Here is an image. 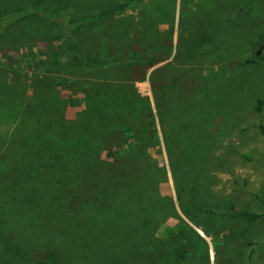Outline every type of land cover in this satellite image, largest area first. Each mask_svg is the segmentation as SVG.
I'll use <instances>...</instances> for the list:
<instances>
[{
	"label": "rangeland",
	"instance_id": "rangeland-1",
	"mask_svg": "<svg viewBox=\"0 0 264 264\" xmlns=\"http://www.w3.org/2000/svg\"><path fill=\"white\" fill-rule=\"evenodd\" d=\"M0 81L11 166L49 95L57 138L108 126L69 149L84 180L0 193V264H264V0H0Z\"/></svg>",
	"mask_w": 264,
	"mask_h": 264
},
{
	"label": "trees",
	"instance_id": "trees-1",
	"mask_svg": "<svg viewBox=\"0 0 264 264\" xmlns=\"http://www.w3.org/2000/svg\"><path fill=\"white\" fill-rule=\"evenodd\" d=\"M114 59L116 58H112L110 60ZM108 62L109 60L99 64L100 69H107ZM85 67L87 66L85 65ZM82 73L83 74H81V76L86 77L87 72L84 70ZM163 79L164 77L162 76V80ZM38 81L39 84H37V86L40 85L48 89H52L53 86L58 83L57 80H55L53 77H42V79H39ZM52 83L54 84L52 85ZM85 95L89 94L86 93ZM21 96V91L14 89L12 86H7L6 82L3 83L2 81H0V122L3 119L11 121L14 118L16 113V110H13L14 102H17ZM52 97L53 96L49 95L45 98L44 107L36 111V117L34 118V120L36 121L34 123L29 121L27 125V127H29L27 128L25 135L21 137L20 140H18L17 147H14V153L17 156L16 158L20 159V161L16 159L15 161L20 163L21 165L11 166L5 158H0L1 194L6 193L5 195L10 197L20 193L19 191L26 188H29L35 193L44 191L46 185H49L48 180L49 178H52V174L55 175L53 177L55 178L56 184L59 185L60 188L68 186V184L70 183L77 184L80 181L84 180V176L86 174L91 171L94 172V167L99 164L97 159H93L89 155L87 156V158L91 162L92 167L91 165H86L85 162L73 163L71 161V158L68 157V154L70 155L69 149L77 145V143H82L83 139L84 142L93 139V143H95L97 139L102 136L103 132L108 131L107 124L104 125V123H102L101 121L98 122L97 120L95 121V123L89 124L90 131L86 132V130L78 128L73 132V136L71 139H59L56 137V132L57 130H59L61 122L60 118H58L55 114L54 107L56 106V102ZM89 98L90 97H88V100ZM67 104H63V115L65 113V110L69 107V101H67ZM259 104L260 101H258V105ZM258 109L259 106L256 107V110ZM95 118L98 117L95 116ZM259 128L261 133L264 135V125H259ZM115 134L118 135V133ZM54 154H57L59 157L57 162H54L53 160ZM85 170L86 173L83 176ZM115 189L116 190H114V192L112 193V198H119L120 200H122L120 202V205H123L125 201L131 200L138 195L145 194V187H142L140 185L137 186V188H124L123 186H119ZM90 201H92V199H89V203L81 205L80 210L77 209V212L79 211L78 216L84 217L90 213ZM98 206H100L101 208L100 212L104 210L101 202L98 204ZM246 217L251 218V216L249 215H246ZM76 243L79 244L78 238L74 237L72 245ZM176 256V260H178L180 258V255ZM142 259L147 260L148 258L147 256L142 255ZM104 264L123 263L120 259H114L113 256L110 255L108 263L105 262Z\"/></svg>",
	"mask_w": 264,
	"mask_h": 264
}]
</instances>
